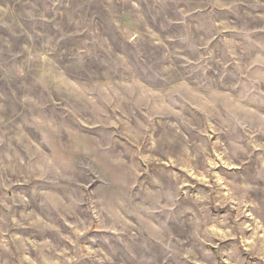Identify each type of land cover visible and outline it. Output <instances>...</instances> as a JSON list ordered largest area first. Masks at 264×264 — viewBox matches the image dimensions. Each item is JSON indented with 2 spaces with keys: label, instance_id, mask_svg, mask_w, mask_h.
<instances>
[{
  "label": "rangeland",
  "instance_id": "rangeland-1",
  "mask_svg": "<svg viewBox=\"0 0 264 264\" xmlns=\"http://www.w3.org/2000/svg\"><path fill=\"white\" fill-rule=\"evenodd\" d=\"M0 264H264V0H0Z\"/></svg>",
  "mask_w": 264,
  "mask_h": 264
}]
</instances>
